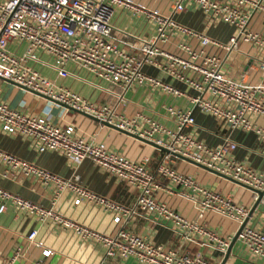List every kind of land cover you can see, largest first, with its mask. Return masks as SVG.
<instances>
[{
    "label": "built area",
    "instance_id": "obj_1",
    "mask_svg": "<svg viewBox=\"0 0 264 264\" xmlns=\"http://www.w3.org/2000/svg\"><path fill=\"white\" fill-rule=\"evenodd\" d=\"M167 3L169 10L163 13L158 7L136 0H1L0 80L52 98L196 164L260 189L263 191L260 201L264 196V172L235 158L236 143L229 137L218 145L199 138L196 114L210 117L229 133L252 132L264 145V125L253 121L256 118L264 120V83H247L243 75L234 79L221 69L228 53L237 50L240 42L264 51V34L248 26L254 13L264 17V0H167ZM190 7L203 15L204 26L227 27L229 34L225 41L179 22L177 16ZM116 8L147 22L153 34L143 37L115 29L110 20ZM119 34L131 37V41L120 40ZM9 41L22 43V51L17 55L10 53L7 50ZM120 42L129 51L119 47ZM171 42L173 46L170 47ZM38 52L51 58L48 65L58 77L74 74L66 69L70 63L75 69H84L115 87L116 92L109 91L114 102H91L41 75L27 63L47 64L39 60ZM145 65L153 66L158 73H147ZM259 67L264 70V59ZM133 85H144L173 98H184L186 105L165 107L171 127L140 113L125 116L118 112L117 106L124 92ZM0 131L22 137L38 154L55 152L74 163L88 159L136 189L133 202L124 204L83 185L77 173L60 175L0 149L1 165L24 176L35 177L52 188L50 204L43 206L0 187V211L9 202L15 209L34 215L41 222L49 221L83 240L99 244L103 257H131L141 264H218L199 252H178L151 242L124 226L133 214H151L154 221H168L183 237L191 238L195 233L203 238L201 244H209L224 254L228 239L197 219L206 211H214L240 224L248 215L249 206L234 202L228 194L176 170L171 160L177 157L169 153L164 152L152 171L148 168V156L128 159L103 142L83 136L71 123L59 125L47 115L23 113L10 108L2 98ZM158 189L190 201L196 218H187L157 199L154 193ZM63 191L71 194L73 204L90 203L109 212L117 228L112 233H104L54 209L53 203ZM252 192L255 200L257 193ZM260 215L264 217V212ZM34 235L35 229H31L26 240L37 245ZM236 238L250 255H264V232L260 229L244 223ZM41 253L48 255L51 250L43 248ZM17 254L1 260L0 264H12Z\"/></svg>",
    "mask_w": 264,
    "mask_h": 264
},
{
    "label": "crops",
    "instance_id": "obj_2",
    "mask_svg": "<svg viewBox=\"0 0 264 264\" xmlns=\"http://www.w3.org/2000/svg\"><path fill=\"white\" fill-rule=\"evenodd\" d=\"M136 1L158 7L163 13L169 10L167 0ZM203 19V15L191 7L186 8L177 16V20L182 24L203 30L210 37L225 41L229 34L228 28L223 25L204 26ZM110 22L115 29L131 35L144 37L153 34V29L147 22L131 16L120 8L114 10ZM248 26L251 30L264 34L263 15L258 12L254 13ZM118 38L126 43L131 41V37L126 38L121 34L118 35ZM118 44L123 50L129 51L124 43ZM172 44L171 42L170 47L173 46ZM22 48L23 44L16 41H9L7 44V50L12 54H19ZM36 56L47 64L42 65L39 62L28 61V65L56 84L97 104L114 102L113 94L109 91L116 92L117 89L107 82L99 80L92 73L81 68L75 69L69 63L66 65V69L74 74L61 78L48 65L51 58L39 52L36 53ZM263 59V50L240 42L237 50L228 53L221 69L234 79L243 75V79L247 83H264V70L259 67ZM143 68L149 74L158 73L153 66L145 65ZM0 98L5 100L10 108L23 113L47 115L59 125L71 123L83 136H91L95 141L103 142L105 146L121 152L128 159L137 160L148 156L150 158L148 168L152 171L164 154L163 151L151 145L50 102L14 83L0 80ZM168 105L184 107L186 102L184 98H173L144 85H133L124 92L123 100L118 104L117 110L125 116L140 113L166 127H171V120L165 112V107ZM253 121L260 126L264 125L262 118H256ZM196 128L197 136L208 144L218 145L226 137H229L236 143V149L233 151L235 158L264 172V145L256 140L252 132L229 133L226 128L214 122L210 117L200 114H196ZM0 149L35 165L46 167L60 175L68 176L77 173L83 185L124 204L132 203L135 198L136 189L133 186L103 171L88 159L74 163L55 152L47 151L38 154L29 147L27 141L22 137L5 134L1 131ZM171 165L179 172L191 174L196 181L228 194L234 202L250 207L254 201L252 190L204 167L180 158H172ZM0 187L43 206H48L52 197V188L49 185L43 184L35 177L24 176L19 171L9 169L1 164ZM154 195L181 215L187 218H196V210L191 202L183 196L169 193L163 189L156 190ZM53 207L72 219L104 233H112L118 225L112 221L109 212H105L95 205L85 202L73 204L72 196L67 191H63L57 196ZM261 212H264V196L258 201L245 223L264 232V217L260 215ZM197 220L228 239V243L239 225L237 221L214 211L204 212L203 216ZM124 227L151 242L160 243L178 252H199L204 257L218 263L224 255L209 244H201L200 240L203 238L197 234H192L191 238L183 237L177 230L171 228L168 221H154L151 214H133L129 216ZM31 229H35L34 241L39 243L37 245L26 240V234ZM43 248H49L51 253L43 255L41 253ZM15 252L18 254L12 264H141L131 257H103V248L99 244L83 240L70 230L62 229L49 221L41 222L34 215L15 209L8 202L6 208L0 211V261L9 258ZM223 264H264V255H250L236 238L231 244Z\"/></svg>",
    "mask_w": 264,
    "mask_h": 264
},
{
    "label": "water",
    "instance_id": "obj_3",
    "mask_svg": "<svg viewBox=\"0 0 264 264\" xmlns=\"http://www.w3.org/2000/svg\"><path fill=\"white\" fill-rule=\"evenodd\" d=\"M20 87H21V86H20ZM22 88H24V87H22ZM24 89H25V88H24ZM26 90H28V91L34 93L35 95H37V96H39V97L44 98V99H46V100H48V101H50V102H53V103H55V104H58V105H60V106H62V107H64V108H66V109H69V110H71V111H75V112H77V113H79V114H81V115H84L85 117H88V118H90V119H92V120L98 122V123L101 124V125L107 126V127L112 128V129H114V130H117V131H119V132H121V133H123V134H125V135H128V136H130V137H132V138H134V139H137V140H139V141H141V142H144V143H146V144H148V145H151L152 147L157 148V149H159V150H161V151H163V152H165V153H169V154H171V155H174L175 157L180 158V159L185 160V161H188V162H190V163H192V164H194V165H199V164H196V163L192 162L191 160H188V159H186V158H184V157H182V156H180V155H178V154L172 153V152L168 151L167 149H165V148H163V147L157 146V145H155L154 143H152V142H150V141H148V140H145V139H143V138H141V137H139V136H137V135H135V134H133V133L127 132V131H125V130H121V129H119L118 127H116L115 125H111V124H109V123H107V122H104V121L98 120L97 118H95V117H93V116H91V115H88V114H86V113H84V112H81V111L75 110V109H73V108H71V107H69V106H67V105H65V104H63V103H60V102H58V101H56V100H54V99H52V98H49V97H47V96H44V95H42V94H40V93H37V92H35V91H31V90H29V89H26ZM199 166L204 167V168H206V169H208V170L214 172L215 174H218V175L223 176V177H225V178H228V179H230V180L236 181V180L232 179L231 177H229V176H227V175H224V174H222V173H220V172H218V171H215V170H213V169H211V168H207V167H205V166H203V165H199ZM236 182L239 183V184H241L242 186H245L246 188H249L250 190L256 192V193H257V198L253 201L252 205L250 206L249 211H248V215L242 220V222L238 225L237 229L235 230L234 234L232 235V237H231V239H230V241H229V243H228V245H227V247H226V249H225V253H224L223 257L221 258V260H220V262H219L218 264H223V263H224V261H225L227 255H228V252H229L230 246H231V244L233 243V241L236 239V236H237L238 231H239L240 228L244 225V223L246 222L248 216L250 215V213H251V212L254 210V208L256 207V204L258 203V201H259V199H260V197H261V195H262V193H263V191L260 190V189L253 188V187H251V186H248V185H246V184H244V183H241V182H238V181H236Z\"/></svg>",
    "mask_w": 264,
    "mask_h": 264
}]
</instances>
